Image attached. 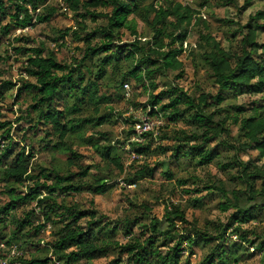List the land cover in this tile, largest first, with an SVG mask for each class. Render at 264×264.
Returning a JSON list of instances; mask_svg holds the SVG:
<instances>
[{"label":"rangeland","instance_id":"1","mask_svg":"<svg viewBox=\"0 0 264 264\" xmlns=\"http://www.w3.org/2000/svg\"><path fill=\"white\" fill-rule=\"evenodd\" d=\"M153 1L147 0L145 3ZM248 1L250 5H247L246 0H155L156 4L164 7L182 3L199 12L197 16H200L201 20L190 27L188 46L184 45V50L179 55L183 62V71L180 73L161 69L153 72L150 70L155 67L141 64L136 75L132 74L131 71L139 65L136 60L142 56V52L135 53V57H127L131 50L129 44L135 41L136 35L128 28H122V37L116 40L122 49H118L119 52L113 60L105 64L107 65L105 76L98 79V68L99 65H103L105 54L93 59L84 58L86 48L84 39L92 33L93 46L101 45L105 41V33L101 30L107 23L105 16L101 15L95 19L88 16L85 19L87 27L83 28L78 23L81 17H76L74 12L68 9L65 0H47L36 13H47L45 6L54 7L57 11L51 18L43 22H36L34 18L33 25L22 27L18 24L21 19L18 21L16 19L13 4L6 0L7 11L5 14L0 12V86L11 80L14 88L0 92L1 120L11 122L7 128L13 142L16 143L15 146L26 147L28 153L34 152L31 172L38 174L41 181L45 180L41 174L53 173L54 168L63 173L78 172L81 167H89L90 171L82 181V191L69 195L56 192L57 208L50 214L49 219L43 213L47 209L45 204L40 206L38 201L32 199L18 201L17 207L8 215L10 217H4V221L0 222V243L9 241L10 244H20L23 253L20 259L24 258L25 261L37 256L42 259L50 257L53 262L56 258L53 243L64 225V219L68 218L65 208L78 207L83 211L94 212V217H87L82 222L91 220L100 226L98 238L104 251L98 252V256L90 259L72 260L70 264H132L133 260L129 261L132 256L123 247L126 244L135 243L138 239L143 241L152 236L151 238L156 240V246H160L165 252L167 244L173 245L180 235L183 236L182 247L185 248L183 259L190 258L192 264H201L219 241L209 243L205 240L191 247L184 238L197 233L198 230L199 237L207 232L209 235L206 238H216L225 230L237 208L223 210L219 202L225 201V198H222L217 189L205 190L199 194L195 192L188 194L185 190L201 188L206 184L221 185L229 191L238 189L241 204L246 207L252 206L251 219L240 226L241 231L247 233L254 243L244 242L238 233L233 232L232 227L225 234L227 239L225 242L221 241L222 246L219 249L228 250L229 264H261L259 258L264 255V250L258 245L262 244L261 236L264 235V196L261 194L250 197L246 193L245 183L238 178L240 173L237 169L226 171L222 169L221 164L229 160H250L264 170V158L259 159L258 151L250 149L245 152L242 147H238L239 143L244 141V137L232 118L237 115L245 116L244 112L255 104L264 108V95L225 94V101L219 105L220 111L217 116H231L224 125L227 131L214 138L210 132L207 135L208 141L203 137L201 139L192 137L202 135L203 130L196 127L188 114L162 110L163 104L170 101V96L163 95L162 101L157 105L150 102L153 95L156 96L171 87H176L180 92H186L191 96L217 92L214 76L204 56L207 46L200 41V35L210 32L223 46L233 45L236 49L238 40L246 33L243 26L255 17L259 10L264 12V0ZM97 10L107 12L106 9ZM133 17L139 39L146 45L151 40L153 31L142 18L137 15L130 18ZM259 23L264 24V19H260ZM67 29H72L68 35L65 34ZM259 41H264V31L260 32ZM42 45H45L46 53L54 51L61 63L69 65L68 70H74L72 80L75 87L71 88L72 82L62 86L61 94L56 101L57 109L66 110L73 105H79V112L71 116L76 118L102 114L107 116L105 123L97 125L95 121L94 124L86 125L84 129L85 137L98 142V148L74 134L67 143L75 151V154L70 155L67 150L54 147L60 139L51 125L41 123L34 128L30 126L27 118L36 115L33 105L37 103V99L34 91L23 88L25 82H35L25 70L30 53L24 48ZM90 79L98 80L99 95L107 96L110 98L108 101L100 104L91 101ZM122 82H126L128 87H125V84L121 86ZM21 87L22 90L19 92ZM209 101L212 102L213 99L210 98ZM97 106L98 113L95 110ZM181 106L184 108V105ZM130 107L142 108L145 112L155 108L153 114L162 115L164 121L158 134L148 139L147 153L137 160L132 159L129 141L132 140V126L139 113L131 112ZM217 107H207V111L212 112ZM240 108L244 110L242 113L239 111ZM2 133L4 130L0 131V135ZM0 141L4 145L5 141L2 138ZM202 143L204 149L212 148L219 153L211 163L198 165L199 158L193 155L194 149H191V146ZM175 149H179L181 155H176ZM71 157L74 162L69 164ZM113 158L120 160L123 169L115 164ZM147 166L153 169L152 175L140 172ZM98 181H106L110 185V190L104 194L95 193L93 190ZM47 182L52 183L51 180ZM29 183L30 181L26 184L16 183L12 186L23 196L28 194L30 186L34 184ZM8 184L4 168L0 165V207L12 200ZM263 186L264 180L257 179L256 187L261 189ZM40 189L43 190L42 187ZM42 194L45 195L47 192L43 191ZM229 198L235 202L234 194L229 193ZM175 206L185 210L190 224L178 222L175 237L168 238L166 243L159 231L167 228L165 214ZM29 212L30 224L20 230L16 220L25 219ZM155 219L161 221L159 231H155L156 228L154 229L152 225ZM116 260L119 261L114 263Z\"/></svg>","mask_w":264,"mask_h":264},{"label":"trees","instance_id":"2","mask_svg":"<svg viewBox=\"0 0 264 264\" xmlns=\"http://www.w3.org/2000/svg\"><path fill=\"white\" fill-rule=\"evenodd\" d=\"M8 1H10V4H13L16 19L17 21L21 19L18 24L22 27L33 25L34 18L36 22L48 21L57 11L54 7L45 6L47 13H36V10L45 4L47 0ZM65 1L68 9L73 11L76 17H81L78 23L83 28L87 27L85 19L88 16L95 19L103 15L107 20L106 25L101 28L102 32L105 33V41L101 45H92L91 38L94 36L92 33L88 34L84 39L86 43L83 54L84 58L93 59L100 54H105L104 60L102 61L103 65H99L98 68V79L105 76V68L107 66L105 64L113 60V57L119 52L118 49H122V46L116 42V40L122 37V28H128L132 34L136 35L135 41L129 44L131 50L127 57H135V53L142 52V56L136 60L139 65L131 71L132 74L136 75L137 69L140 68L141 64L155 67L150 70L153 72L161 69H169L180 71L181 73L183 71V62L179 58V55L184 50L183 46L185 43L188 46L187 39L190 33V27L201 20L200 16H197L199 12L182 3L164 7L156 4L155 0L147 4L145 3L147 0ZM246 1L247 5L251 4L248 0ZM5 2L6 0H0V12L4 14L7 11ZM99 8L106 9L107 12L97 10ZM132 15H137L142 18L145 23L150 25L153 31V36L146 45L139 39L140 36L136 23L134 22V17L130 18ZM260 19H264V12L259 10L256 16L252 17L243 26L246 33L238 40L236 49L233 48V45L229 47L223 46L210 32L200 35V41L207 46L204 56L214 76V83L217 87L215 94L204 93L199 96H191L186 92H180V89L176 87H171L169 90L163 91L156 96L153 95L150 102L153 105H157L162 101L163 95L170 96V101L167 104H163L162 110L164 112L171 110L174 113L188 114L196 127L203 130L202 135L192 136L195 139H201L203 137L208 141L207 135L210 132L213 133V138L219 136L221 132H226L227 128L224 125L231 116H217L218 111H220L219 105L225 101V94L253 93L264 95V41H259L260 32L264 31V24L259 23ZM70 32H72V29L65 30L66 35L70 34ZM73 33L76 34L75 31ZM24 49L30 53L25 70L29 77L35 79V82H25L23 88L34 91L37 99V103L33 105L36 115L27 118L30 126L34 128L41 123L51 125L60 139L54 147L67 150L70 155L75 154V151L67 143L68 139L74 134H77L84 142L93 143L98 148V142H93L92 138L85 137L84 129L86 125L94 124L95 121L97 125L105 123L107 120L105 114L88 118H76L71 115L79 112V105H73L66 110H59L56 107V101L61 94L62 86H66L72 82L71 88L75 87L72 80L74 70H68L69 65L61 63L54 51L46 53L45 45ZM59 72L62 74H59ZM129 75H131L130 72ZM89 83L90 96L93 103L100 104L110 99L105 95H99L98 80L90 79ZM124 84L126 82H122L121 86ZM13 88L14 83L11 80H7L0 86V92L1 90L6 92ZM21 90L22 87L19 88V92ZM210 98L213 99L212 102L209 101ZM181 105H184V108H181ZM214 106L218 107L212 112L207 111V107ZM154 109H151L152 113ZM95 110L98 113L99 106ZM163 111L162 113L165 115ZM239 111L242 113L244 110L240 108ZM247 111L249 113H246ZM244 114L245 116L237 115L232 117L233 122L238 125L239 131L244 137V141L239 143L238 147H242L241 149L245 152L250 149L256 150L259 152V159L264 158V108L255 104L250 107V110H246ZM1 118L2 112L0 110V131L4 130L0 138L5 141L4 145L0 141V165L4 168V176L7 183H9L8 190L10 191L12 200L9 204L0 207V222L4 221V217L10 215L11 210L17 207L18 201H24L25 199L36 200L40 206L45 204V208L47 207V209L43 213L49 219L50 214L54 213L57 208L56 192L59 191L64 195H69L82 191V181L88 176L90 168L81 167L78 172L71 171V173H63L59 169L54 168L52 170L53 173H42L41 175L45 180L41 181L38 174L31 172L34 152L30 151L28 153L26 147L15 146L16 143L13 142L10 130L7 128V125H10L11 122L2 121ZM134 131V126H132V134H134ZM142 136L144 137L142 142L131 140L129 141V145L131 151H135L144 157L148 151V139L153 134L145 133ZM203 144L191 146V149H194L193 155L199 158L198 165L211 163L218 157L219 153L212 148L204 149ZM175 153L178 156L181 155L179 154V149H175ZM113 161L120 169H123V165L118 158H113ZM73 162L74 159L71 157L69 164ZM221 167L226 171L237 169V172L240 173L238 178L245 183L246 193L250 197L261 194L264 196V186L261 189L256 187L257 179L264 180V170L256 164L254 165L252 161L229 160L228 162L222 163ZM43 170L45 171V169ZM140 172L152 175L153 169L147 166L143 167ZM47 180H51L52 183L49 184ZM29 181L34 184L30 186L28 194L23 196L19 195L16 192V188L12 186L16 183L26 184ZM210 189L219 190L222 198H225V201L219 202L223 210L226 211L231 207H236L237 210L230 217L224 228L225 230L216 238H206L209 235L207 232L202 237H199L200 232L198 230L197 233L185 237L184 240H187V243L191 247L205 240L209 243L218 240V244L214 246L212 252L205 257L201 264H229V257H227L228 250H220L219 248L222 246L220 243L221 241H226L225 234L232 227H234L233 232L238 233L244 242L254 243V240L247 233L241 231L242 227L240 226L242 223H246L251 219L252 206L246 207L244 204H241L238 189L236 191H229L221 185L206 184L201 188L187 189L185 192L188 194L194 192L199 194ZM109 190L110 185L106 181H98L93 191L97 194H104ZM43 191H46L47 194L43 195ZM229 193L234 194L235 202L229 198ZM47 200L50 202H47ZM65 209L66 213H68V218L64 219V225L59 230L58 237L53 243V252L57 260L62 262L61 264H70L72 260L75 261L80 258L90 259L98 256V252L101 253L104 251L101 246V241L98 238L101 231V229H98L100 226L96 222H91V220L86 223L82 222L87 217H94V212L83 211L78 207H66ZM88 213L89 216H87ZM30 215L31 212L28 213L25 219L16 220V224H18L20 230L30 224ZM165 218L168 223L165 230L159 231L158 226L161 221L158 219H155L152 225L154 229L156 228L155 231H159L160 235L164 236L166 243L168 238L175 237V232L178 230V222L190 224L187 220L185 210L180 206H175L173 210H167ZM128 231L131 230L128 229ZM251 233L253 234V232ZM151 237L145 238L143 241L138 239L135 243L130 242L123 246L127 253L132 256L129 259V261L131 259L133 260L132 264H152L153 262L155 264H192L190 258L183 259L185 248L182 247V235L178 237L177 242L173 245L167 244V250L165 252L161 250L160 246H156L155 238ZM261 237H263L262 244L258 245V247L264 250V235ZM6 242L10 244L9 241ZM191 253H193L192 250ZM259 260L261 264H264V255L260 256ZM118 261L116 260L114 263ZM24 262L27 264H50L52 259L50 257L42 259L36 256L29 261H25L24 258H19L17 262L14 260L13 264H24Z\"/></svg>","mask_w":264,"mask_h":264},{"label":"built area","instance_id":"3","mask_svg":"<svg viewBox=\"0 0 264 264\" xmlns=\"http://www.w3.org/2000/svg\"><path fill=\"white\" fill-rule=\"evenodd\" d=\"M187 43H185V47ZM125 87H128V84H125ZM131 112L139 113V116L136 121H134V134L132 135V140L142 142L144 137L142 136L145 133H152L156 136L159 130L164 125L163 117L160 114H153L151 109L147 112L142 110V108H133L130 107ZM132 152V159L137 160L143 157L140 154H137L135 151ZM125 184V183H124ZM21 248L17 244H8L5 241L0 243V264H13V261L20 258L23 254ZM52 264H61L56 258L53 260Z\"/></svg>","mask_w":264,"mask_h":264},{"label":"clouds","instance_id":"4","mask_svg":"<svg viewBox=\"0 0 264 264\" xmlns=\"http://www.w3.org/2000/svg\"><path fill=\"white\" fill-rule=\"evenodd\" d=\"M7 243V242H6ZM9 244V243H8Z\"/></svg>","mask_w":264,"mask_h":264}]
</instances>
